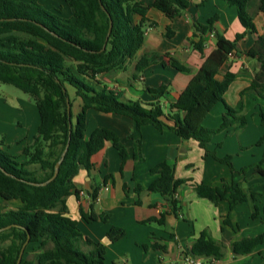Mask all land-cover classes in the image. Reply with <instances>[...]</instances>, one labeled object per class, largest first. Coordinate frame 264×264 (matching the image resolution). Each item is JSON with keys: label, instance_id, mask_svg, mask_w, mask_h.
Returning <instances> with one entry per match:
<instances>
[{"label": "trees", "instance_id": "1", "mask_svg": "<svg viewBox=\"0 0 264 264\" xmlns=\"http://www.w3.org/2000/svg\"><path fill=\"white\" fill-rule=\"evenodd\" d=\"M226 1L236 6L243 26L256 32L254 18L248 11V0ZM58 3L60 6L49 10L41 0H0V81L27 93L35 101L40 114L38 132L33 142L24 147V160L9 150L4 137L0 138V229L10 225L0 230V264H17L26 241L28 244L20 264H107L106 246L87 237L77 220L69 216L67 197L72 192L79 194L74 177L80 168L91 170L94 167L92 157L107 141L120 155L122 174L130 152L111 128L99 126L87 134L89 110L127 116L136 122L137 129L150 123L160 131L167 128L183 139H195L205 150V156L211 155L226 163L233 172L237 171L232 162L233 155L218 156L208 148V142L214 134L228 127L244 128L248 124L241 110L224 101V94L235 80V74L228 71L219 78L222 66L244 34H237L233 40L224 34H216V48L205 57L177 100L164 108L159 100L148 103L126 100L122 91L110 87L100 76L125 69L129 61L138 58L147 29L156 24L148 16L151 8L174 19L189 6L188 0H153L149 4L144 0H61ZM260 9L264 12V0H261ZM217 19L218 15H214L205 23L197 21L194 24L198 39L191 43L200 52L204 50L206 35L215 33ZM111 21L113 26L108 37ZM167 36H172L169 27ZM249 55L257 58L260 71L242 94L252 91L262 95L263 35H258ZM170 64L178 71H191L177 58L171 57ZM149 65L148 55L139 57L133 77L138 78ZM166 89L163 84L149 91L157 97ZM71 90L81 100L77 113L73 111ZM67 99L70 100V113ZM219 102L226 105L219 127H206L204 119ZM261 115L264 120V113ZM68 142L69 148L57 177L46 185L35 184L52 177L55 164ZM139 148L141 150V141ZM251 168L264 176L262 163L244 167L239 172L247 173ZM175 170V164L168 160L152 167L151 172L158 177L148 191L159 193L169 203L172 212L178 215L182 206L175 194L189 179L177 178ZM192 185L200 197L216 204L222 199L228 200L231 209L254 199V193H248L241 184H230L226 180L222 186L202 182ZM123 189L128 195L126 183ZM142 190L140 185L135 188L138 193ZM91 195L96 200L98 188H94ZM11 201H18V207L7 208L5 203ZM136 203L141 204V201ZM258 214L259 207L254 204L252 216L255 218ZM82 215L87 221L109 219L108 215L93 211L82 212ZM153 220L162 222L159 218L149 221ZM123 234L124 230L113 229L111 238L117 240ZM263 243L264 233L236 240L232 249L235 254H249ZM30 246L35 252L32 258L27 257ZM151 248L156 245L152 244ZM189 253L221 259L223 246L204 230Z\"/></svg>", "mask_w": 264, "mask_h": 264}, {"label": "crops", "instance_id": "2", "mask_svg": "<svg viewBox=\"0 0 264 264\" xmlns=\"http://www.w3.org/2000/svg\"><path fill=\"white\" fill-rule=\"evenodd\" d=\"M46 1L52 3V0ZM152 1L144 0L146 4ZM188 1L189 6L174 19L155 8L150 9L148 16L156 24L148 30L145 44L138 53V58L148 55L150 65L138 78L133 77L135 66L127 84L115 79L112 75L115 70L102 74L100 78L110 87L122 91L126 100L144 103L159 100L166 108L177 100L205 57L216 48V34H224L231 40L237 34H244L222 66L219 78L228 71L235 74V80L224 94V101L241 110L248 124L244 128L228 127L214 134L208 142V148L218 156L233 155L232 162L237 171L233 172L229 165L211 155L205 156V150L195 139H183L167 128L160 131L150 123L137 129L136 122L127 116L106 114L110 118L106 127L119 134L130 152V158L122 174L120 155L107 141L92 157L94 167L91 170L79 169L74 177L79 194L72 192L67 197V205L69 216L77 220L83 233L106 246L107 264H181L184 255L190 252L192 244L204 230L223 246V257L217 264H264V243L249 254H235L232 249L234 241L264 233V176L257 174L253 168L247 173L239 172L256 163L264 166V120L261 115L264 113V93L259 95L247 91L242 94L260 71L259 61L249 55V51L254 47L258 35L264 36L261 0H248V11L254 18L256 32L243 26L236 6L226 0ZM214 15H218L214 24L215 33L206 35L204 50L200 52L191 43L193 39H198L194 24L197 21L205 23ZM168 27L172 31L171 37L167 36ZM171 57L180 60L191 71L181 72L172 67ZM163 84L167 86L163 94L155 97L150 93V88ZM7 101L0 96V138L4 137L9 150L24 160V147L33 142L38 132L39 110L37 105L34 107L26 101L18 109V117L13 118L10 116L14 108L17 109L9 106ZM225 103H217L208 113L203 122L206 127H219L226 111ZM29 109L34 110L31 125L35 126L32 132L22 125L21 119L24 117L29 121ZM94 118L95 126H104L99 122V115H94ZM163 160L175 164L177 178L189 179L179 186L175 194L182 206L178 215L172 212L164 197L148 191L150 184L158 177V174L151 172V168ZM224 180L234 185L241 184L248 193H254V199L231 209L228 200L222 199L216 204L200 197L192 185L202 182L222 186ZM125 183L128 185V195L123 189ZM139 185L143 189L141 193L135 191ZM94 188H98L96 200L91 195ZM137 200L141 204H137ZM9 204H14L9 208H16L19 202L11 201ZM254 204L259 207V214L255 218L252 216ZM92 211L106 214L109 219L87 221L82 212L88 214ZM151 218L162 219V222L149 221ZM113 229H122L124 234L113 240ZM152 244L156 248H151Z\"/></svg>", "mask_w": 264, "mask_h": 264}, {"label": "rangeland", "instance_id": "3", "mask_svg": "<svg viewBox=\"0 0 264 264\" xmlns=\"http://www.w3.org/2000/svg\"><path fill=\"white\" fill-rule=\"evenodd\" d=\"M56 2V0H52V3L49 2L47 3L46 0H41V3L49 10H54V7L56 6H60V4L62 3H54ZM55 4V5H54ZM67 12V11H65ZM137 61V58L129 61L126 68L125 69H116L112 75H114L116 80H120L122 83L127 84L129 80H131L132 78V73L134 70V66L135 63ZM71 94H72V98H73V111L74 113H77L80 110V103L81 100L79 97L75 96V94L73 93V91L71 90ZM0 96L5 97L8 101V105L11 107H16L17 110H13L12 116L10 117H18V109H21V106L23 107L24 102L28 101V103H30V105H33L34 107H36V103L35 101L25 92H23L21 89L11 85V84H7V83H3L0 81ZM30 111H28L27 117L28 120L24 117H21L22 121V125H24V127H27V129H30V131L32 132V129L34 128L35 125H31V123H33L32 118H34V110L32 112V109H29ZM99 115V122L101 123V125H104L105 127L108 126L106 125L108 122H110V118L109 115L106 114H102L96 110H89L88 111V127H87V134H90L97 126L94 125V123L96 122L94 115ZM17 125V124H15ZM23 127V128H24ZM0 203H2L0 201ZM5 205L7 206V208L13 206L14 204H9V202H6ZM34 250L32 249V246L29 247L28 252H27V257L32 258L34 256Z\"/></svg>", "mask_w": 264, "mask_h": 264}, {"label": "water", "instance_id": "4", "mask_svg": "<svg viewBox=\"0 0 264 264\" xmlns=\"http://www.w3.org/2000/svg\"><path fill=\"white\" fill-rule=\"evenodd\" d=\"M102 7L104 8L103 4H102ZM112 26H113V23H112V21H111V25H110L109 32H108V37H109V35H110V33H111ZM67 101H68V111H69V113H70V112H71L70 100L67 99ZM70 133H71V130H70ZM68 148H69V142L67 143L65 149L63 150V152H62V154H61V156H60V159H59V160L56 162V164H55V171H54V174L52 175V177H50L48 180H46V181H44V182H41V183H35V184H38V185H46V184H48L49 182L53 181V180L57 177V175H58V173H59V170H60L61 163L63 162V160H64V158H65V155H66V153H67V151H68ZM9 227H10V225L7 226V227L1 228L0 230L7 229V228H9ZM27 244H28V241H26V242L24 243V245H23V247H22V249H21V251H20V254H19V257H18V260H17V264H20V262H21V260H22V258H23L24 250H25Z\"/></svg>", "mask_w": 264, "mask_h": 264}, {"label": "built area", "instance_id": "5", "mask_svg": "<svg viewBox=\"0 0 264 264\" xmlns=\"http://www.w3.org/2000/svg\"><path fill=\"white\" fill-rule=\"evenodd\" d=\"M150 28L147 29L146 34ZM218 260L215 257H204L187 253L184 255L181 264H217Z\"/></svg>", "mask_w": 264, "mask_h": 264}]
</instances>
